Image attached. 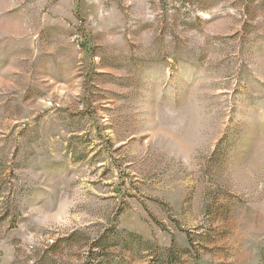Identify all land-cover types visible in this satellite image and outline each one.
Wrapping results in <instances>:
<instances>
[{
	"label": "rangeland",
	"instance_id": "374dc122",
	"mask_svg": "<svg viewBox=\"0 0 264 264\" xmlns=\"http://www.w3.org/2000/svg\"><path fill=\"white\" fill-rule=\"evenodd\" d=\"M0 264H264V0H0Z\"/></svg>",
	"mask_w": 264,
	"mask_h": 264
}]
</instances>
